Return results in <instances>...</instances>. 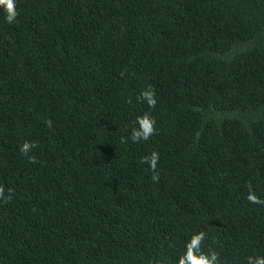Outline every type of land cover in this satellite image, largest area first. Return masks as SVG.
<instances>
[{"label": "trees", "instance_id": "1", "mask_svg": "<svg viewBox=\"0 0 264 264\" xmlns=\"http://www.w3.org/2000/svg\"><path fill=\"white\" fill-rule=\"evenodd\" d=\"M16 4L12 22L0 9V264H175L193 229L224 264L264 253L246 199H264V0ZM145 111L156 131L134 143Z\"/></svg>", "mask_w": 264, "mask_h": 264}, {"label": "clouds", "instance_id": "2", "mask_svg": "<svg viewBox=\"0 0 264 264\" xmlns=\"http://www.w3.org/2000/svg\"><path fill=\"white\" fill-rule=\"evenodd\" d=\"M0 9L3 10L4 19L8 22L14 21L19 12L16 0H0ZM137 100L146 102L150 109L154 108L157 103L155 92L150 86L141 90ZM46 123L51 127V120ZM155 124L156 121L150 112L145 111L142 114H138L131 126V140L134 143L148 141L156 131ZM37 147L36 141L25 140L20 144L19 151L28 157L32 163H36L35 158L29 156V153ZM158 161L159 153L156 151L143 157L141 161V163H146L153 172V181L159 178V174L156 172ZM247 187L246 199L248 202L264 206V199L253 190L251 184ZM7 191L11 193L12 189L9 188ZM0 198L10 199V196L5 197V189L2 184H0ZM207 238L208 233L204 229H193L187 238L181 242V251L176 254L175 264H224L220 253L214 247L205 244ZM243 264H264V253L254 252L248 255Z\"/></svg>", "mask_w": 264, "mask_h": 264}]
</instances>
